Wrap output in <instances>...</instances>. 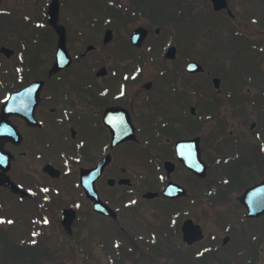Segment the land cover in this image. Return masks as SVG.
<instances>
[{
    "label": "flooded vegetation",
    "instance_id": "1",
    "mask_svg": "<svg viewBox=\"0 0 264 264\" xmlns=\"http://www.w3.org/2000/svg\"><path fill=\"white\" fill-rule=\"evenodd\" d=\"M154 8L0 0V264H172L197 199L261 179L247 174L264 172V89L226 90L219 70L189 71L186 52L181 68ZM140 26L147 36L134 42ZM198 148L203 177L187 164ZM227 164L238 183L225 182Z\"/></svg>",
    "mask_w": 264,
    "mask_h": 264
},
{
    "label": "rangeland",
    "instance_id": "2",
    "mask_svg": "<svg viewBox=\"0 0 264 264\" xmlns=\"http://www.w3.org/2000/svg\"><path fill=\"white\" fill-rule=\"evenodd\" d=\"M142 1L144 7H155L151 10L153 18L158 20L155 26L161 27L160 41L164 42L172 38L181 46L182 50L180 49L177 58L181 68L185 67L184 53L186 52L208 66L207 69L219 70L224 79L222 85L226 90L234 87L235 84L241 86L243 91L248 85L254 86L248 93L250 95L262 90L264 87V0H228L233 16H230L226 9L215 11L210 0ZM145 11L149 12L148 9ZM242 49L249 50L242 51ZM146 68L155 69V63L146 64ZM246 70L249 71L246 72ZM193 82L197 83L196 80ZM243 100L248 102V99ZM242 110L241 107L239 111ZM251 111H255V114L250 113V121L258 119L263 106ZM240 116L243 121L247 120L244 114ZM229 121L234 122V118ZM217 173L215 168L210 170V176L214 178L218 175ZM253 174L255 177L253 179H259L263 177L264 172L259 173L255 170L247 175L252 177ZM221 175L225 182L238 183V174L230 164L222 169ZM194 181L193 177L188 179L191 186L196 185L197 182ZM237 187L239 186L237 185L232 192L224 194H204L203 198L197 199L196 203L190 206L192 209L188 210L187 217L194 219L202 226L204 237L192 243L194 246L187 248L185 245L183 247L179 245L183 240L177 237L178 247L172 264H184V258L187 257L194 258L193 264H240L249 258L264 262V216L252 220L244 217L246 210L237 200L241 187ZM199 190H201L200 186ZM147 207V205L142 206L130 213L149 211ZM180 207L189 206L183 203ZM184 218L181 217L179 225ZM226 235H229L230 239L226 244H222ZM249 239L259 243L256 245L257 257L254 255L255 258L251 256L252 249L245 246L246 241L249 243ZM208 245L215 246L212 248L213 253H208L206 261H199L201 258H196L195 255L200 254L202 247Z\"/></svg>",
    "mask_w": 264,
    "mask_h": 264
},
{
    "label": "water",
    "instance_id": "3",
    "mask_svg": "<svg viewBox=\"0 0 264 264\" xmlns=\"http://www.w3.org/2000/svg\"><path fill=\"white\" fill-rule=\"evenodd\" d=\"M216 10L228 7V0H212ZM229 12L231 10L229 9ZM63 42V39H62ZM60 64L67 63L68 59L65 56L59 58ZM191 71L201 70L203 67L197 62H191L188 66ZM193 168V167H192ZM242 202L248 208L249 216H257L264 213V181L254 187L248 188L244 193ZM70 223V222H69ZM183 230L185 234L189 233L188 239H195L201 236V229L199 225H196L192 220H187L184 224Z\"/></svg>",
    "mask_w": 264,
    "mask_h": 264
}]
</instances>
